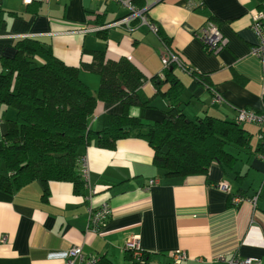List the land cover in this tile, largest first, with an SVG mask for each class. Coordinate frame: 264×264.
<instances>
[{
	"label": "crops",
	"instance_id": "1",
	"mask_svg": "<svg viewBox=\"0 0 264 264\" xmlns=\"http://www.w3.org/2000/svg\"><path fill=\"white\" fill-rule=\"evenodd\" d=\"M140 1L158 34L137 18L112 25L129 14L115 0H0V59L14 55L17 40L37 39L63 63L77 67L95 94L99 75L83 65L93 61L96 51L114 61L125 58L146 78L138 93L141 100L149 99L144 108L130 107L129 116L155 123L169 108L150 81L164 70L163 36L206 79L199 81L179 67L174 70L182 92L179 108L187 119L207 115L235 121L238 107L264 109V63L250 52L255 43L253 15L264 11V0H199L192 9L186 0ZM208 21L228 39L215 54L196 35ZM168 86L159 88L165 91ZM215 94L223 100L215 101ZM121 113L119 103L98 102L89 127L100 130L106 115ZM16 115L15 108L0 103V149L7 123ZM239 125L250 134V148L227 144L231 160L213 161L206 174L167 176L154 165L145 139L127 137L112 148L92 141L79 149L87 161L88 185L95 191L89 199L86 187L75 192L68 181L48 182L47 196L39 180L12 193L0 190V264H65L70 246L100 257L98 264H137L122 251L124 241L133 236L148 255L145 264H229L219 260L221 256L254 257L264 264V155L258 152L264 128ZM152 179L157 183L148 186ZM236 195L256 196V204H236ZM102 202L112 213L95 232L87 227L89 210ZM177 250L187 258L173 263L170 254Z\"/></svg>",
	"mask_w": 264,
	"mask_h": 264
},
{
	"label": "trees",
	"instance_id": "2",
	"mask_svg": "<svg viewBox=\"0 0 264 264\" xmlns=\"http://www.w3.org/2000/svg\"><path fill=\"white\" fill-rule=\"evenodd\" d=\"M131 3L137 9L144 7L140 0ZM160 38L191 76L206 81L168 39ZM14 47L12 57L0 59V103L17 112L16 119L7 123L0 149L4 170H0V190L4 192L12 193L34 180L42 182L46 196L50 181H68L75 192L85 190L78 171L79 149L92 141L112 148L119 139L143 138L153 151L154 165L167 176L206 174L213 161L226 164L232 158L225 151L227 144L250 148V134L236 121L207 115L191 121L184 116L179 108L181 85L174 71L178 67L173 62L164 68L162 78H150L156 94L168 100L169 108L162 121L146 123L141 117L129 116L133 105L144 108L149 103V99L141 100L138 93L146 78L129 60L114 61L106 59L103 51L94 52L93 61L83 65L99 75V87L93 94L80 79L79 69L56 58L45 43L22 38ZM163 83H169L165 91L159 88ZM98 102L119 103L122 113L106 115L103 127L94 130L89 127V118ZM258 152L264 155V144H260ZM126 253L132 258L131 251ZM142 253L146 262L148 255Z\"/></svg>",
	"mask_w": 264,
	"mask_h": 264
},
{
	"label": "built area",
	"instance_id": "3",
	"mask_svg": "<svg viewBox=\"0 0 264 264\" xmlns=\"http://www.w3.org/2000/svg\"><path fill=\"white\" fill-rule=\"evenodd\" d=\"M33 0H23L25 4H30ZM125 5L129 9V14L124 17L120 21L114 22L112 25L120 26L122 23H128L133 19H139L141 24L146 25L149 30L155 34H158L157 25L149 20V18L144 14L143 9H137L133 6L130 0H115ZM187 5L190 9L199 5V0H186ZM96 30L99 28H95ZM251 29L255 35V43L252 46L250 52L254 56H256L262 63H264V11H256L253 15V20L251 23ZM202 40V43L205 49L211 53H217L223 47H225L228 43V39L226 36L222 34L217 25L211 21L206 22L201 28L199 33L196 34ZM163 43V51L161 55V62L163 68L167 67L170 63H175L177 67L189 73L184 64L180 61L178 56L171 51L165 43ZM162 78V73L159 74ZM214 100L220 102L223 98L215 94ZM235 121L239 124L241 123H254L262 128H264V109L262 111L257 112L253 109L249 108H240L236 109ZM260 138L264 140V135H261ZM264 144V141H262ZM80 166V174L82 179L84 180L85 187L87 189L86 199H89L94 193V188L88 185V165L87 161L84 157H80L79 159ZM157 183L156 179H152L148 181V186ZM220 188L227 190V186L225 184H219ZM250 201L253 205L256 204L257 197L254 196L252 198H245L241 195H236L233 197L234 203H240L242 201ZM111 207L107 202H102L97 207L91 208L89 210V215L87 219V227L95 232H98L106 223V221L111 216ZM5 240V237L2 238ZM122 251H131L132 258L139 263H143V250L140 249L138 243V236H133L124 241ZM173 263H180L187 258V254L183 251L177 250L174 253L170 254ZM100 257L95 256H86L79 246H70L67 250V254L65 257V264H98ZM219 260L225 261L229 264H262L258 258L254 257H246V258H238V256H232L231 258H225L221 256L218 258Z\"/></svg>",
	"mask_w": 264,
	"mask_h": 264
},
{
	"label": "rangeland",
	"instance_id": "4",
	"mask_svg": "<svg viewBox=\"0 0 264 264\" xmlns=\"http://www.w3.org/2000/svg\"><path fill=\"white\" fill-rule=\"evenodd\" d=\"M9 106V105H8ZM11 108H14V107H12V106H10ZM16 110V109H15ZM17 113V112H16Z\"/></svg>",
	"mask_w": 264,
	"mask_h": 264
}]
</instances>
